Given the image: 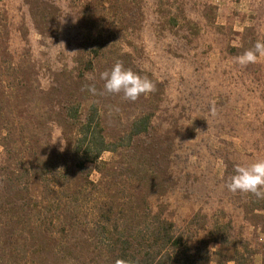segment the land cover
I'll return each instance as SVG.
<instances>
[{"label":"rangeland","instance_id":"obj_1","mask_svg":"<svg viewBox=\"0 0 264 264\" xmlns=\"http://www.w3.org/2000/svg\"><path fill=\"white\" fill-rule=\"evenodd\" d=\"M257 41H264V0H0V119L14 126L0 145L2 203L24 197L1 191L22 177L12 174L24 151L13 140L41 139L68 168L62 161L77 128L65 120L67 108L84 120L95 107L108 140L145 114L154 127L83 173L67 172L60 196L81 212L73 234L61 227L55 240L74 252L58 247L54 258L51 241L8 223L0 264L10 263L21 235L29 248L14 254L19 263L42 246L55 264H112L91 229L93 207L105 201L131 222L147 212L172 221L197 264H235L236 257L264 264V197L227 188L237 166L264 159V57L236 60ZM117 61L155 90L134 102L107 94L101 75ZM109 183L118 187L108 193ZM42 192L37 185L33 195ZM12 217L5 210L0 220Z\"/></svg>","mask_w":264,"mask_h":264},{"label":"trees","instance_id":"obj_2","mask_svg":"<svg viewBox=\"0 0 264 264\" xmlns=\"http://www.w3.org/2000/svg\"><path fill=\"white\" fill-rule=\"evenodd\" d=\"M0 110H2L1 102ZM5 113L10 112L5 111ZM65 113V120L77 128L66 153L67 161H62L68 163V170L62 171L63 168L59 167L58 154L46 149L41 139L28 135L24 141L13 140V148L24 151L23 155L18 157L20 159L18 166L21 167H17L19 169L14 170L12 174L17 173L22 177L15 176L17 180L13 182L10 180L9 183L3 184L1 191L10 192V194L12 192L15 196L23 194L24 197L22 195L23 199H13L10 204L4 201L2 203V195L0 197V215L7 210L13 216L12 219L5 220L4 224L0 220V235L6 230L2 226H7L8 223L16 225L20 230L24 227L32 236L38 235V239H43L42 241L45 239L51 241L52 244L47 247L52 250L54 258L58 254L54 250L58 247L74 252V248L70 247L67 241L62 244L60 242L61 246H57L55 239L61 227H63L64 236L73 234L74 221L81 212L77 203L63 200V197L67 199L69 196L65 194H62L63 197L60 196V193H65L63 186H66L67 190V185L70 183L67 172L75 171L81 174L88 164H96L104 153L116 154L126 147L129 148L136 138L148 135L154 129L152 116L145 114L135 118L130 123L128 132L123 136L108 140L95 107H92L84 120H81L78 109L67 108ZM0 120V145L2 146L3 141L12 139L14 126L11 121ZM62 178L66 179L60 182ZM37 185H41L44 192H42L43 195H39L41 196L39 200L33 195ZM58 185V190L52 189L53 186ZM105 185L108 193L111 192V188L116 190L118 187L111 183ZM89 186L95 187L91 183ZM87 196L86 194L79 196L78 200L82 201ZM95 208L96 213H93L91 229L95 228L102 238L101 247L112 264H118L120 260L127 261L128 264H197L196 257L191 253V247L185 241L183 233L172 221L163 216L147 212L144 214V219L131 222L126 215L120 214L123 209L119 210L120 207L112 202L105 201L98 206L95 205L93 210ZM22 236L20 241H13L14 246L11 245L14 250L10 251L14 254L25 253L29 248L26 244L28 238ZM20 246L21 251H19ZM0 252L6 254L5 250ZM14 254L9 257V264H55L51 262L50 253L46 252L42 246L35 254L29 253L30 256L26 257L23 263H19ZM236 254L239 256L240 253L236 252ZM234 263L243 264L237 257Z\"/></svg>","mask_w":264,"mask_h":264},{"label":"clouds","instance_id":"obj_3","mask_svg":"<svg viewBox=\"0 0 264 264\" xmlns=\"http://www.w3.org/2000/svg\"><path fill=\"white\" fill-rule=\"evenodd\" d=\"M264 57V41H257L253 48L236 57L241 65L256 63ZM104 80V91L107 94L120 95L130 101H136L141 95H147L155 90V85L147 77L117 61L110 70L102 73ZM95 91V86H89ZM61 151L63 149L61 148ZM227 188L231 192L251 193L257 197H264V159H258L249 165H239L235 168V174L230 177ZM118 264H128L120 260Z\"/></svg>","mask_w":264,"mask_h":264}]
</instances>
